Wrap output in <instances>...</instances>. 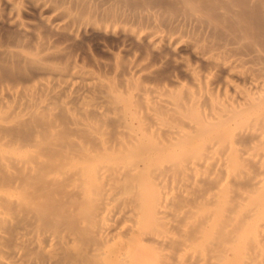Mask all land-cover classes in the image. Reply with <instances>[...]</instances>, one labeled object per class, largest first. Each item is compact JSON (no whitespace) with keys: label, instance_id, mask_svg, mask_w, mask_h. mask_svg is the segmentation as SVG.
Listing matches in <instances>:
<instances>
[{"label":"bare ground","instance_id":"obj_1","mask_svg":"<svg viewBox=\"0 0 264 264\" xmlns=\"http://www.w3.org/2000/svg\"><path fill=\"white\" fill-rule=\"evenodd\" d=\"M0 264H264V0H0Z\"/></svg>","mask_w":264,"mask_h":264},{"label":"rangeland","instance_id":"obj_2","mask_svg":"<svg viewBox=\"0 0 264 264\" xmlns=\"http://www.w3.org/2000/svg\"><path fill=\"white\" fill-rule=\"evenodd\" d=\"M95 46H96V45L92 43L91 48H92L93 52H94V53H97V54H101L100 52H98L99 49H98L97 47H95ZM95 48H97V49H96L97 51H95Z\"/></svg>","mask_w":264,"mask_h":264}]
</instances>
